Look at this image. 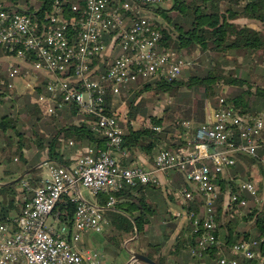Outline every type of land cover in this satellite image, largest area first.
I'll list each match as a JSON object with an SVG mask.
<instances>
[{
    "label": "built area",
    "instance_id": "obj_1",
    "mask_svg": "<svg viewBox=\"0 0 264 264\" xmlns=\"http://www.w3.org/2000/svg\"><path fill=\"white\" fill-rule=\"evenodd\" d=\"M164 2L52 0L42 16H31L11 10L0 0V50L8 58L9 87L17 77L32 75L37 84L46 87V93L37 98L44 114H56L73 103L94 118L93 130L107 140L105 150L87 146L82 153L78 149L80 154L72 167L46 164V178L33 189L22 213L0 223V264H85L79 247L82 234L103 232L109 219L104 209L87 204L82 186L94 196L108 194L125 186L156 184L161 175L175 169L186 174L189 184L179 190L185 206L195 201V193L204 202L202 212L177 209L174 213L192 221L194 231L201 232L199 250H193V257L200 258L219 243L214 202L221 188L216 179L233 167L239 154L257 155L264 144L262 115H242L220 97L219 105L210 104L206 121L197 127L191 153L163 150L154 166L135 164L128 168L120 162L121 156H128L120 147L125 133L120 116L106 106L108 91L116 96L139 78L168 81L182 74L186 62L175 49H163V32L152 11ZM97 61L105 64L103 71ZM39 76H43L41 81ZM28 86L36 88V84ZM240 186L258 199L255 182L246 180ZM65 197L77 204L71 226L59 216L56 222L49 221ZM228 201L246 204L237 193L229 195ZM116 202L111 194L107 208ZM257 244L256 239L236 243L232 255L219 257V264H237L236 255L255 258ZM99 259V253H92L88 264H98Z\"/></svg>",
    "mask_w": 264,
    "mask_h": 264
},
{
    "label": "trees",
    "instance_id": "obj_2",
    "mask_svg": "<svg viewBox=\"0 0 264 264\" xmlns=\"http://www.w3.org/2000/svg\"><path fill=\"white\" fill-rule=\"evenodd\" d=\"M6 1L11 10L28 13L31 16L39 14L42 16L52 5V0ZM164 1L166 2V0ZM169 1L172 3L170 7L165 8L162 4L152 8L157 17V24L163 32V49H175L179 52L182 48L193 47L203 54H208V57H211L215 63L213 67L207 69L204 75L190 77L187 84L177 80L178 78L168 81L155 78L152 79L153 82L146 83L142 89H137L136 96L128 104V112L120 117V124L125 132L120 147L129 152L127 157H120L121 165L124 167L136 160L135 153L138 150L151 157H154L160 150H173L181 153V149L188 146L187 134L206 121L209 105L212 104L216 107L219 105V98H214L216 93H223L224 103L242 115L252 116L261 112V109L253 108L257 102H251L250 97L253 95L264 96V85L259 84L255 87L254 84L257 81L251 79L252 72L257 68L263 66L264 70V33L251 24H241L238 19H253L264 23V0ZM224 2L226 6L222 7ZM158 17H161L162 20ZM172 31L177 32L179 41L177 46L171 42ZM212 53L217 54L218 59ZM230 54L234 56L232 58L234 61L244 57L245 60L252 62L251 67L245 72L246 77L240 76L237 71L226 72L224 65H229L230 59L226 57H229ZM220 59L223 60L219 61ZM97 63L100 65V71H103L105 64L99 61ZM261 80H264V77ZM9 81L7 72L5 70L0 72V164L4 166L8 179L13 180L18 177L17 175L26 173L39 162L45 161L46 158L67 166L64 160L62 137L73 139L80 144L107 149L106 138L93 130L94 118L91 115L83 113L73 103H67L56 114H48L46 117L44 109L37 103V98L46 93V87L36 84L35 89L28 88L22 93L13 94L10 93ZM153 83L157 85L158 89L170 92L174 100H178V97L180 99L183 95V99H186L188 95L190 98L188 103L193 106L188 108L186 105L182 106L171 102L165 108L162 116H149L153 125L146 126L144 123L143 127L137 128L134 123L140 115V106L138 102L136 103V97L152 88ZM228 85L232 90L239 89V87L243 89L240 94L230 96L229 91L224 92L223 89ZM185 87L190 90L189 94L181 93V88ZM254 87L255 90H253ZM191 90H195V94H191ZM191 95L195 97L192 101ZM115 97L112 92H107V110L113 114L117 113V109L112 110L110 105ZM19 100H23V104L21 102L22 106L17 108L16 102ZM8 101L11 102L9 106H7ZM45 118L49 119L48 122H43ZM33 147L37 149V153L29 159L26 156V150H31ZM258 155L261 156V154ZM243 156L250 167L253 162L260 164L264 174V162L260 156ZM171 171H174L176 190L189 187L186 174L183 171L179 169ZM247 179L251 180L250 175L247 176ZM25 182L28 183L27 186L24 185ZM216 183L221 188L218 198L214 202L217 223L215 233L219 243L204 251L200 258L195 257L200 261L198 263H192L191 258H194L193 250H199L198 241L201 232H195L192 221L186 217L187 229L185 231L176 233V224H167L164 231L165 242L147 240L146 226L151 224L153 216L157 213V208L148 203L144 195H136L150 187L159 188L158 183L125 186L118 192L99 193L96 195V199L97 205L105 210L104 213L109 219L108 226L119 232V236L113 239V244L121 252H124V242L139 231V240L135 244V249L148 255L151 259L153 258L158 264H219V257L232 255V249L236 243L256 239L258 241L255 246L257 256L249 259L242 255H236L237 264H264V202H261L260 188L258 189V199H255L249 193L241 190V186L237 185L236 180L226 179L224 173L218 176ZM41 185V178L32 173L24 180L0 186V223L19 216L26 202L33 196V189ZM233 193H237L241 199H245L246 204H241L239 201L230 203L227 197ZM111 194L116 196L117 202L113 208L108 209L107 202ZM249 201L253 202V205H250ZM203 203L201 196L195 193V201L189 202L186 206L183 203L180 208L184 211L199 209L202 212ZM76 207L75 201L70 197H65L59 201L54 211L60 213L62 222L71 226ZM242 222H251V228H241ZM170 240L172 241L170 250L166 252L164 247Z\"/></svg>",
    "mask_w": 264,
    "mask_h": 264
},
{
    "label": "rangeland",
    "instance_id": "obj_3",
    "mask_svg": "<svg viewBox=\"0 0 264 264\" xmlns=\"http://www.w3.org/2000/svg\"><path fill=\"white\" fill-rule=\"evenodd\" d=\"M5 3L8 5L9 3L5 0ZM171 1L166 0V2L163 3V7L167 8L171 6ZM226 3L224 2L222 7H225ZM159 18V17H158ZM159 19L162 20V18L160 17ZM238 22H240L241 24H251L252 26H254L257 29H260L263 33H264V23H261L259 21H255L253 19H245V18H241L238 19ZM168 25V24H167ZM170 27V25H168ZM171 36H172V40L171 42L173 43V45L177 46L179 44V41L177 39V32L172 31L171 32ZM179 54L182 56V58L184 59V61L186 62L185 66L183 67V72L180 75V77L177 79L179 81H182L184 83H188L189 82V78L192 77L193 75H204L207 71V69H209V67H213L214 65V61L211 60V57H208V54H203L201 53L199 50L197 49H193L192 48H182L179 51ZM213 56H215L218 59V55L212 53ZM236 57V56H235ZM1 60H0V72L2 73L3 70H6L7 67V57H4L3 55L0 56ZM229 60V65L225 64L224 65V69L226 70V72H236L243 77L245 76V72L248 70L249 67H251L252 62L250 63L249 61L245 60V58H240V60L237 59V61H234L232 58H234V56L232 54H230L229 57H226ZM223 59H220L219 61H222ZM226 60V59H224ZM227 61V60H226ZM4 68V69H3ZM3 69V70H2ZM253 77H251L252 80L257 81L255 85V87L259 84L264 85V80H261L262 77H264V70H263V66L257 68L255 71L252 72ZM43 79V76H39V81H41ZM153 82V80L151 78L148 79H142L139 78L138 80H136L135 82L128 84L127 86L122 88V91L120 94L116 95V97L114 98L113 103L110 105V108L112 110L117 109V115H119L120 117H122L123 115L126 114V112H128L129 109V102L131 99H133L136 96V91H138L137 89H142L144 87V85L148 82ZM37 79H35L32 75H28L26 76V78H19L17 77L16 79H14V84L10 87V93H22L24 91H26L28 88H32L28 86V83L33 86L37 83ZM154 84V83H153ZM255 87L253 90H255ZM33 89V88H32ZM224 92L229 91V95L231 96L232 94H240L242 91V87H239V89H234L232 90L231 87L228 85L227 87H224ZM185 88H181V93H186L189 94L190 90ZM218 91V89H217ZM195 94V90H191V94ZM184 96V95H183ZM183 96L178 97V100H174L173 97L170 95V92H165L162 89H158L157 85L154 84V86L150 89H148V91L142 92L138 97H136V103H139L140 106V115L138 116L137 120L134 123V126H136L137 128L139 127H143L144 123L146 124V126H151L153 125V121L149 118V116L151 115H158V116H162L164 114L165 108L167 106H169V103H176L178 105H186V107L190 108L191 106H193V104H189L188 101H190V98H188L189 96H186V99H183ZM220 98L223 97L224 98V94L223 93H216L214 95V98ZM16 98V97H15ZM188 98V99H187ZM195 97H192L191 95V101L194 99ZM251 98V102L252 101H256V105L253 106V108L255 109H261L260 113H264V96L262 95H253ZM18 99V98H16ZM9 102V101H8ZM23 104V100H19L16 102V107H21ZM11 102H9L7 104V106L10 105ZM252 104V103H251ZM262 117L264 118V114H261ZM48 117V114L47 116ZM49 119L45 118L43 120V122L47 121L48 122ZM187 127L189 126L188 124H184ZM197 129V126L196 128ZM188 135V134H187ZM33 156L32 158L35 156V154L37 153V149L35 147H33L31 149ZM157 152V150H155ZM47 159V158H46ZM41 163V162H39ZM38 163V164H39ZM44 168V169H42ZM42 168H38L36 169L34 173V176L41 178V180L43 181V176H45L46 173V165L43 166ZM6 179L8 180L9 177H7L5 175ZM256 183V185L258 186V189L260 188V198H262L261 202H264V185H260L258 184L256 181H253ZM82 188H84L82 186ZM179 192V190H178ZM172 192L171 196L169 198H166V194L165 193H161L160 188H156V187H150L148 189V192L145 196L146 201L150 204H153L155 206V208H157V213L153 216V220L151 222V224L148 225V231H147V240L150 242H165V233L164 231L166 230V226L167 225H163V219H169L172 220L173 214V204L176 200V194L178 196L181 197L180 192ZM182 198V197H181ZM248 203H250V205H253V202L249 201ZM243 212V211H242ZM244 213V212H243ZM241 214V213H240ZM234 218H236V216H234ZM168 229V227H167ZM169 231V230H168ZM89 232H95V231H89ZM87 234V233H84ZM82 234V237L83 235ZM135 236L131 237L134 238ZM128 239V240H131ZM173 239V238H172ZM171 239V240H172ZM126 240L124 242L125 243L128 241ZM139 240V238L137 239ZM136 241H131L127 244V250H132V251H137L135 249V244ZM169 241L167 243V245L164 247V250L169 251V247L170 244L172 243V241ZM123 245V248H125ZM149 252V250H148ZM158 253V251H157ZM131 258L130 252H128V259ZM192 263H198L200 262L199 260H197L195 257L191 258ZM132 264H141L138 262H132Z\"/></svg>",
    "mask_w": 264,
    "mask_h": 264
},
{
    "label": "crops",
    "instance_id": "obj_4",
    "mask_svg": "<svg viewBox=\"0 0 264 264\" xmlns=\"http://www.w3.org/2000/svg\"><path fill=\"white\" fill-rule=\"evenodd\" d=\"M6 71V70H5ZM45 76V75H44ZM21 78V77H20ZM25 78V77H23ZM21 78V79H23ZM12 84H14V80L12 81ZM37 84V83H36ZM260 114H264V113H260ZM196 129L194 128V131L190 133H188L186 139L188 141L187 143V147L182 148L180 152L182 153H191V151H193L195 149V145H194V134H195ZM63 148H64V153H65V157L64 160L67 163L66 167H72L78 157H79V151L78 149H80V152H85L87 150V146L86 144H80L79 142L73 140V139H65L63 138ZM262 141L264 143V132L262 134ZM72 142V144H71ZM163 150V149H162ZM161 151V150H160ZM160 151H158L154 157L148 156L147 154H145L143 151H137L135 153L136 156V160L132 161L129 166H127L128 168L135 165V164H141L144 165L146 167H152L155 165V160L157 155L160 153ZM258 154H261L258 155ZM129 155V152L128 154ZM26 156L27 158L31 159L33 156V153L31 150H26ZM257 156L261 157V160L264 162V146L260 147V149L258 150ZM55 163V162H54ZM62 165V164H60ZM44 169V168H42ZM46 174L47 171L45 173V176H43V181L46 178ZM250 175L251 181H256L258 184L260 185H264V174L261 171V166L260 164H258L257 162H253V165L250 167L249 164L247 163V161L244 159L243 155H239L237 156L236 162L234 164L233 167L227 169L224 172V177L226 179H230V180H236L237 185L239 186L241 184V182H244L247 179V176ZM19 176V175H17ZM10 179H6L5 177V171H4V166L0 164V184H4L5 182L9 181ZM256 184V183H255ZM166 187V190H163V187ZM158 187L161 190V193H165L166 194V198H169L171 196V193L173 192H178V190L175 189L174 187V171L168 172L166 174H163L159 177V182H158ZM82 189V194L84 196V199L87 202H91L95 205H97V199L96 196H94L93 194H91V192L84 188ZM148 192V189L144 190V191H140L137 193L136 196L138 195H144L146 196ZM179 193V192H178ZM176 200L173 204V217L172 220L169 219H163V225H167V224H172L175 223L176 224V228H177V232L179 233L181 231H185L186 228V218L184 216L182 217H175L174 213L177 209H181V205H183V201L182 198L180 196H178L176 194ZM229 198V196L227 197V199ZM153 205V204H152ZM98 206V205H97ZM60 217V213L55 212L49 219V221L51 222H56V217ZM166 222V223H165ZM251 222L246 223V222H242L241 224V228H251L250 227ZM147 231L148 229V225L146 226ZM119 236V232L115 229H113L112 227H105L103 232H89L87 234H84L82 237V241L79 243V247L82 249V252H84V263L88 264L89 263V259L92 253H99L100 255V259L98 261V264H126V262L129 260L128 259V251L124 249V252L119 251L116 246L113 244V239Z\"/></svg>",
    "mask_w": 264,
    "mask_h": 264
},
{
    "label": "water",
    "instance_id": "obj_5",
    "mask_svg": "<svg viewBox=\"0 0 264 264\" xmlns=\"http://www.w3.org/2000/svg\"><path fill=\"white\" fill-rule=\"evenodd\" d=\"M49 162H53L51 161L50 159H46L45 161L33 166L32 168L29 169V171H27L26 173L22 174V175H19L18 177H16L15 179L13 180H9L7 182H5L4 184H0V186H4L5 184H10V183H14L16 181H19V180H24L28 175L32 174L33 172L36 171V169L38 168H42L43 166H45L47 163ZM163 187V190L165 191L166 190V187L162 186ZM87 202V201H86ZM87 204L89 205H92V206H95L99 209H103L101 207H98L97 205L91 203V202H87ZM139 238V231L136 232V235L134 238H132L131 240H128L125 245H124V249L127 250V244L131 241H136L137 239ZM128 252H130V255H131V258L126 262V264H132V262H138V263H141V264H158L153 258L151 259L148 255L142 253V252H139V251H130V250H127Z\"/></svg>",
    "mask_w": 264,
    "mask_h": 264
}]
</instances>
